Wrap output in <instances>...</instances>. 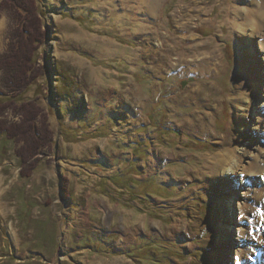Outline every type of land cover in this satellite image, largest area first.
Returning a JSON list of instances; mask_svg holds the SVG:
<instances>
[{
    "label": "rangeland",
    "instance_id": "obj_1",
    "mask_svg": "<svg viewBox=\"0 0 264 264\" xmlns=\"http://www.w3.org/2000/svg\"><path fill=\"white\" fill-rule=\"evenodd\" d=\"M37 3L54 142L0 134V264H264V0ZM94 95L122 126L86 129Z\"/></svg>",
    "mask_w": 264,
    "mask_h": 264
},
{
    "label": "trees",
    "instance_id": "obj_2",
    "mask_svg": "<svg viewBox=\"0 0 264 264\" xmlns=\"http://www.w3.org/2000/svg\"><path fill=\"white\" fill-rule=\"evenodd\" d=\"M0 7L17 24L10 36L7 53L0 56V134L10 143L24 144V148L17 151L22 160L23 151L34 156L51 148L54 142L49 115H43L33 101L26 99L33 88V95H40L37 82L42 71L37 62L45 39L42 12L37 0H1ZM10 113L13 120L16 117L22 119L19 124L7 118Z\"/></svg>",
    "mask_w": 264,
    "mask_h": 264
},
{
    "label": "crops",
    "instance_id": "obj_3",
    "mask_svg": "<svg viewBox=\"0 0 264 264\" xmlns=\"http://www.w3.org/2000/svg\"><path fill=\"white\" fill-rule=\"evenodd\" d=\"M6 18L4 17L3 19H1L0 20V28H3L4 26H6ZM64 34V33H63ZM97 63V62H96ZM102 65H104L103 63H101ZM102 71V70H101ZM111 74H112V72H111ZM104 75H106V73H104ZM107 76V75H106ZM106 76H104L105 78H106ZM95 77V76H94ZM97 78V77H96ZM112 80H114V79H112ZM117 81V80H116ZM94 85H96V84H94ZM105 95V94H104ZM94 97V99H95V101H94V103H93V106H92V109H90V111H91V115H90V117H89V120H86L87 121V123H86V129L87 130H90L91 131V129H94V131H96L97 132V130H98V132L99 131H103V130H107V129H111L112 130V127H114V124H115V126L118 124L119 126H122L123 124H122V120L123 121H126L125 119H122L121 117L119 118V117H117V115H120V113L121 112H119V111H117V110H112V111H108L109 110V105H110V103H111V100H109V99H107L106 97L107 96H105V97H98V98H96L95 97V95L93 96ZM109 103V105H108V103ZM105 103V104H104ZM107 103V104H106ZM123 104H125V107H124V111H125V116H127V115H129V113L130 114H133V113H131L129 110H128V103H123ZM105 108V109H104ZM103 110H105L106 111V113H105V115L102 117V118H99L98 116H96L95 114L97 113V114H99V115H102L101 114V111H103ZM127 110V111H126ZM129 111V112H128ZM65 113H66V111H65ZM120 121V122H119ZM77 127H79V129H80V127L81 128H83L84 126L82 125V126H77ZM143 128H140L139 130H142ZM73 133V132H72ZM66 135V134H65ZM64 135V136H65ZM65 139V138H64ZM95 140H97V137H95L94 138V141ZM71 143V142H70ZM137 145V144H136ZM132 146H135V145H132ZM140 146V145H139ZM138 145L137 146H135L136 148H135V150L134 151H131V153H132V156L133 157H136L137 155H136V153L137 152H139L140 151V147H139ZM102 155V157H104V156H106V154H101ZM101 157V158H102ZM107 157V156H106ZM100 158V159H101Z\"/></svg>",
    "mask_w": 264,
    "mask_h": 264
},
{
    "label": "bare ground",
    "instance_id": "obj_4",
    "mask_svg": "<svg viewBox=\"0 0 264 264\" xmlns=\"http://www.w3.org/2000/svg\"><path fill=\"white\" fill-rule=\"evenodd\" d=\"M251 3H253V2H255L256 0H249ZM262 19H264V12H261L259 15H258V19H256L254 22H257L256 24H255V26H257L258 25V22H260V21H258V20H262ZM254 28V27H253ZM253 28H251V30L253 29ZM197 92H199V95H202V93H203V89L201 88V89H199L198 88V90H196ZM237 99L238 98H236L235 100H236V102H237ZM235 102V101H234ZM263 106V105H262ZM260 107V106H259ZM236 128H239V126L237 125L236 126ZM247 128L248 129H251V128H249V126H247ZM246 128V129H247ZM254 128V127H253ZM255 129H256V127H255ZM254 150H258V148H256V149H254ZM240 152V156L238 155L237 156V158H239V160H242V161H244L247 157H250V154L251 153H248L246 150H241V151H239ZM257 153L258 154H260V151H257ZM225 158V157H224ZM236 158V159H237ZM238 160V159H237ZM225 164V163H224ZM217 165L220 167V166H222L223 165V161H222V159L220 158V160H217ZM234 168H235V164L233 163L232 164V166H231V168L229 169V171L227 170V171H225V172H223L224 173V175H231L232 174V172H234L233 170H234ZM114 171V170H113ZM232 176V175H231ZM230 200V199H229ZM229 202V201H228ZM232 203V202H231ZM224 212H226V210L224 211ZM227 217V216H226ZM219 218H221L220 216H219ZM241 224V223H240ZM230 231H227V233H229ZM237 233H238V237H239V242L241 243V245H244V241H245V234H246V231H245V229H237ZM224 237H225V239L226 240H228L229 238L227 237V234H224ZM228 254V253H227ZM248 255H249V253H248ZM242 261V257H241V259L239 258V260H238V264H240V262Z\"/></svg>",
    "mask_w": 264,
    "mask_h": 264
}]
</instances>
